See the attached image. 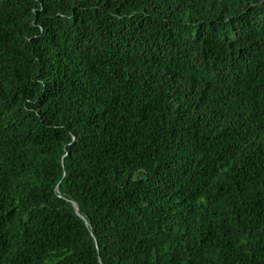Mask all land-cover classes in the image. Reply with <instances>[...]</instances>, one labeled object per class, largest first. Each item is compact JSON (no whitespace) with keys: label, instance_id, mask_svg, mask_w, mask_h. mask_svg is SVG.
<instances>
[{"label":"trees","instance_id":"obj_1","mask_svg":"<svg viewBox=\"0 0 264 264\" xmlns=\"http://www.w3.org/2000/svg\"><path fill=\"white\" fill-rule=\"evenodd\" d=\"M0 264H264V0H0Z\"/></svg>","mask_w":264,"mask_h":264}]
</instances>
